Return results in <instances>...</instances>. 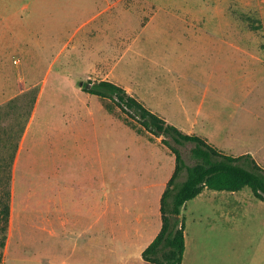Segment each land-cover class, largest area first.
I'll use <instances>...</instances> for the list:
<instances>
[{
    "label": "rangeland",
    "instance_id": "obj_1",
    "mask_svg": "<svg viewBox=\"0 0 264 264\" xmlns=\"http://www.w3.org/2000/svg\"><path fill=\"white\" fill-rule=\"evenodd\" d=\"M110 2L116 5L111 9L116 22L126 20L124 35L114 36L113 29L101 33H114L108 40L112 48L94 33L101 18L91 21ZM150 18H155L150 25L140 27ZM196 51L220 53L228 77L239 79V85H229L226 115L236 108L238 118L246 120L235 131L245 139L238 149H258L250 137L264 127V0H0V177L19 140L12 170L15 234L6 257L0 220V264H29L30 252L60 247L66 233L62 198L75 203L80 195L64 183L68 180L101 179L102 263L106 240L109 262L116 260L117 247L127 255L136 251L150 228L147 217L154 223L150 231L157 233L158 203L147 201L154 196L146 186L173 173L175 155L161 136L137 119L129 122L111 98L86 89L91 82L111 80L113 71L120 85L139 90L151 81L176 87V78L188 81L185 63ZM192 146L180 145L188 163ZM253 156L264 166V146ZM46 199L55 234L42 227ZM183 215L182 264H264V200L250 186L206 188L188 200ZM12 218L10 213L6 244ZM116 219L124 233L120 241L111 236ZM127 260L155 264L140 253Z\"/></svg>",
    "mask_w": 264,
    "mask_h": 264
},
{
    "label": "crops",
    "instance_id": "obj_2",
    "mask_svg": "<svg viewBox=\"0 0 264 264\" xmlns=\"http://www.w3.org/2000/svg\"><path fill=\"white\" fill-rule=\"evenodd\" d=\"M50 2H52L51 4L56 3L53 1ZM102 9V11L91 18V21H97L98 18H101L93 25L95 26L94 29H96L94 33L100 35L99 39H105L108 42L114 33L108 37H104L105 35L101 33L107 32L110 29H113V31L117 33L114 36H117L118 34L124 35L120 33V30L126 27L121 25V23H125L126 20L117 23L116 13L111 12V9H116L115 3L110 2L108 6ZM102 15L103 17H101ZM154 19L155 18H150L145 24L139 26L146 27L150 25ZM184 21L190 23L189 19H184ZM118 26H120V28H118ZM109 45L112 48L110 43ZM111 55L108 51V54L105 57L109 59ZM219 55L220 53H217L216 51H196L192 53L185 63L186 66L189 67V70L187 71L188 81L183 82L176 78V87L171 83L154 81H151L147 86H142L140 90L139 88H135L132 84L126 86L123 84L122 86L125 87L128 92L137 96L150 109L163 116L168 122L175 124L184 132L194 133L206 138L210 144L216 146L221 151L234 155L248 152L255 154L259 148L264 146V127L262 129L259 127L258 131L253 133L250 137L257 139L255 142L257 145L255 146L259 147L258 149H254L251 146H245V148L238 149L239 145H244L245 139L242 136V140L240 141L238 137L241 136L237 135L235 131L238 130L240 126L243 129L246 120L244 117L243 119L238 118L236 108L231 117L227 116L226 112L230 101L229 85L230 83H236L239 85L240 81L239 79H230L228 77L227 68H225L222 61L218 60ZM93 59H96V57H93ZM102 74L105 73L102 72ZM111 74V81L113 80L117 83L118 81L116 80L117 78L114 71ZM156 77L157 76H155V78ZM119 83L121 82H118V84ZM166 99H168V101H166ZM232 102L235 103V99H233ZM170 173L171 170L168 174L162 177L161 184L155 183V181H150L151 183H148L146 186V192H149L154 196V198L148 199L147 201L155 200L158 203L157 207L159 211L157 208L154 209L155 213H159L157 223L158 229H156L157 233L152 234L153 231H150L154 230V227L152 228L154 223H152L151 218L147 217L145 219V221L148 222L146 225H149L150 222V228L148 234L145 235V241L139 242L137 246L135 245L136 251H131L129 255L124 251V248L117 247V249L114 250V253H116V260L114 262H109L108 260L107 253L109 243L108 240H106L104 263H102V250L100 248L102 242L101 179L93 178L79 181H64L67 186L77 187L78 195L80 193L78 200L75 203L70 196H68L67 199L62 198V210L64 212L62 213V225L66 226L65 237L61 240L59 248L49 249L48 247H42L30 252L29 264H129L127 259L130 256L132 258V255L137 253H140V256L143 258V250L155 238L162 226V213L160 209L161 198L166 188V184L173 174ZM205 190L206 188H204L203 191ZM56 200L57 199H55V201ZM45 210L46 216L42 220V227L48 233L55 234L56 226L53 223L52 218L47 215L49 212L47 199L45 201ZM11 213L13 217L12 227L5 248L6 257L9 254L11 241L15 234L14 224L17 216L15 202L12 206ZM145 217L146 215L143 214V216L138 218V221ZM115 222L116 226L113 227L114 229L111 236L114 240H119L123 237L124 233L122 234L121 231L117 229V219ZM130 237L132 239L134 238L132 234H130ZM124 239L126 240V237H124ZM12 264L27 263H20L18 260H14Z\"/></svg>",
    "mask_w": 264,
    "mask_h": 264
},
{
    "label": "trees",
    "instance_id": "obj_3",
    "mask_svg": "<svg viewBox=\"0 0 264 264\" xmlns=\"http://www.w3.org/2000/svg\"><path fill=\"white\" fill-rule=\"evenodd\" d=\"M86 90L102 98H111L126 114V119H137L145 130L161 136V142L175 155L176 165L161 198L162 226L155 238L143 250L145 260L155 264H182L186 250V220L182 209L186 202L204 188L240 190L250 186L254 194L264 200V166L251 153L228 154L210 144L206 138L187 133L168 122L163 116L146 106L122 85L107 79L91 82ZM111 108V107H109ZM192 142V163L184 157L181 144ZM19 140L12 145L0 177V220L3 221V239L11 213L12 170ZM4 158V159H6ZM183 180H179L182 173Z\"/></svg>",
    "mask_w": 264,
    "mask_h": 264
},
{
    "label": "water",
    "instance_id": "obj_4",
    "mask_svg": "<svg viewBox=\"0 0 264 264\" xmlns=\"http://www.w3.org/2000/svg\"><path fill=\"white\" fill-rule=\"evenodd\" d=\"M91 85H92V83H89V84H88V87H91Z\"/></svg>",
    "mask_w": 264,
    "mask_h": 264
}]
</instances>
